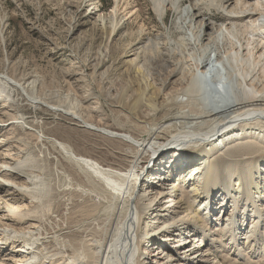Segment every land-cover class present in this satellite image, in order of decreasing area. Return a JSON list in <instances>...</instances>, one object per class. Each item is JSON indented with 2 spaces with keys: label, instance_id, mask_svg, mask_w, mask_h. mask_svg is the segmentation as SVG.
I'll return each instance as SVG.
<instances>
[{
  "label": "bare ground",
  "instance_id": "6f19581e",
  "mask_svg": "<svg viewBox=\"0 0 264 264\" xmlns=\"http://www.w3.org/2000/svg\"><path fill=\"white\" fill-rule=\"evenodd\" d=\"M126 1L127 0H114V6L111 11L113 16L108 18L109 20L107 22L110 27L107 29L104 25V30H102V33L105 36L104 48H109L111 40H113V37L116 36L121 29L120 23L124 17H120V15L127 12ZM153 1L155 2L154 11L157 16L161 18L165 6L161 4V0H158L159 2H156L155 0ZM224 1L225 0H220L219 5L217 2V5L215 6L217 15L224 18V23L215 24L214 22L209 21L208 18L204 17L197 11V8L193 4V6L191 5L185 10V13L188 15L187 17H189V21H192L194 24L191 32L195 27L197 29L196 39L200 45L199 48L201 51L206 52L207 49H212L219 39L223 38L225 40L226 45L224 50L226 51L222 52L225 55V58H230V63H228L229 61L225 62H227L226 65H231L232 71L230 72L229 68V72H227L226 78L223 80L219 68H223L224 71L225 68L223 67V57H218L222 55L220 51L217 53L218 56L215 57L216 62L210 60L211 57L208 56L209 54L207 55V58L205 55V61H203V52L199 58H195V60L199 59V61H196L195 63L191 62V66L193 67L192 71H194V69L195 71L200 70L197 75L198 77L202 76L204 78L202 81H212L209 82L208 87L205 88L202 87L201 82L195 79V73L193 72L190 74V79L184 81L182 76L183 69L179 70L177 68L175 60H169L168 56L166 57L168 59L164 58L166 55L164 57L161 56L159 61L154 59V61L147 67L148 73L144 72V66L140 67L139 65H136L135 67H132V73H128L127 77L124 79L125 86L127 88L130 86L131 88V94L128 96L127 94L129 93L127 92L126 95L128 97L126 96V98L128 104H126L127 102L123 99L124 101L122 100L121 103L122 107L126 104L127 112L133 113L138 121L151 120L150 122L153 123L150 127L148 126V129L144 127V130H142L143 132L141 133L142 136H137L138 133L136 135L127 134L122 132L124 130L121 129L120 132V130L117 131L116 129V131H110L105 129V127L102 128L105 130V132L102 131L107 137H110L111 139L116 138L122 141L124 145L128 144L127 148L130 150V153H120L117 165H98L82 158L83 156L80 157L79 153L75 154V149L73 151L69 145L63 142H59L56 139L51 140V138L45 137L39 133L35 136L37 140L41 139L50 143V146L58 150L63 157L65 156L71 165H75L76 168L81 171V174L83 173V175H87L89 177V182L92 185L100 187L101 190L98 191L99 195L97 194L95 197L98 198L99 201H106L107 199L105 196H108L110 201L108 202L109 209L107 208V210L109 212V210L112 209L114 214L116 212L117 220L115 221L109 236L111 240L105 245V243H100L98 239L96 240L99 241V244L96 240V242H94L92 239V242H94L92 245L95 248L91 250L94 251L91 254H87L83 249H76L77 251L74 252L75 254L68 258V262L66 261L67 264H82L86 261H92L93 264H185L187 261H191V264H204L207 262V259H204L205 256L202 252L204 246H206L204 236H206V233H209L208 235H215L218 230L221 235L218 234L220 239L222 237L227 238L226 240L228 242L225 243V245L228 249H233V254L238 253V255L240 254V257H243L244 254L245 256H248L249 254L255 256L258 254L259 257L260 253H262V251L259 252L257 249H254L252 245L264 247V225H260L264 223V154L261 155V153H259V151L264 153V88H256V85L254 84L255 80L253 77V80L249 79V74L258 69L260 74L262 73L264 75V0H233L235 3L230 4H228V1ZM246 1H248V3ZM96 10L97 9H95V11ZM131 11L132 10H128L124 16L129 15ZM180 12L182 13V11ZM180 12L179 15L181 16ZM99 18L106 24L104 18H101L100 16ZM0 23V27L2 26L0 29V41L3 40L2 42L4 43L6 21L1 18ZM78 25L79 23L72 25V30L76 31ZM122 25H124V23H122ZM183 41L185 40L180 38L171 43L177 46L179 43L180 45H183ZM146 48L147 46L144 49L146 50ZM156 49L154 47L153 51ZM177 49L179 50L180 48ZM158 50L157 52H159ZM142 53H145V51ZM136 55L138 56V54ZM145 55L148 54L146 53ZM170 55L171 54H169V56ZM194 55L193 57H195ZM148 57L152 58V54ZM200 59L203 62H201ZM180 60H182V58ZM188 60H190V57ZM185 62H183L182 65L185 64ZM9 66L10 63L8 62L5 66L6 69L0 71V100L4 103V106H8L6 105V98L14 101V92L18 91L20 92L18 96L38 107L46 108L53 113H60L69 116L73 121L77 122V124H83L87 129H92L94 127H92L90 122L88 123V121L83 118L82 114L77 113L74 107L63 106L62 103L51 105L48 99L40 94V89L43 84L36 76L31 80L30 78L15 79L9 75ZM234 73L238 74L237 76L240 77L238 81V89L235 87L239 92L235 96H233L235 92L232 96L228 95V97L226 95L230 103L224 104V99L222 98L223 96L225 97L224 94H226L224 82L227 81L228 83ZM191 87H193V94L202 97L200 101H209L213 106L217 104L214 113L209 116L210 121L213 122L212 124H216V127L213 126L215 129L213 128V130H209L207 135H204V137L202 136V140L198 143H182L174 140V142L177 143H171L173 144V148H170L169 146L171 144H168V141L166 143L160 142L161 134L164 132L172 134L183 130H179V123H172L174 119L165 118L167 114L165 113L164 108L168 102L176 103L180 96L183 98V95L187 97L191 94ZM127 88L125 90H127ZM223 89V92H225L224 94L222 93L223 95L217 93L219 90L222 91ZM233 90L235 89H232L231 91ZM12 96L13 98H11ZM185 101L182 102L185 103ZM142 103H144V105H142ZM141 106L145 107L144 111L141 110ZM168 108L170 107H167V110H169ZM182 108L180 103V109ZM12 119L16 124L18 123L16 126L19 129L17 130L19 131L17 132L18 134H20V131L22 132L25 128L24 126L28 125L25 122L26 118L24 119L23 115L13 116ZM180 120L187 119L183 118ZM189 120H191V122L196 120L199 121L200 117ZM73 121L71 123H74ZM197 121L196 124L199 123ZM3 122L5 121L3 120ZM25 123L27 125H25ZM3 125L5 124L3 123ZM105 125L107 124L105 123ZM168 127H170V129L166 130ZM0 128L3 129L4 127L0 125ZM97 129L98 128H93L92 130L100 131V129ZM26 130H28V128ZM199 135L200 132H194L191 130L188 132L184 131V138L188 141L196 140L195 138ZM12 138L6 136L2 141L0 139V146L5 145V141L8 140L6 145L7 147H10L12 145V140L14 139ZM19 140L21 139L19 138ZM26 144L27 143H24V146H26ZM24 146L21 147L24 148ZM17 147L18 146H16V148ZM6 151L7 152L4 153H7L8 155L4 156L7 158L5 159L3 157L5 160L0 161L2 186H9L14 192L28 196L29 199H31V202H34L37 206L32 208L33 203L31 204L30 202V205H28L27 201L26 207H23L21 204L20 207L18 205L20 202H17L16 198L13 200V207L11 204H7L10 211H12L13 220L10 218L7 221L10 222L9 224L7 223L8 225L2 224L0 236L2 233L6 237V241L13 238H24L23 246L16 248L14 254H16L17 257L19 256L21 260L24 258L21 262L18 261L20 262L18 264H30L37 259V255L39 254L36 255L33 252L35 255L30 253L32 256L25 258V253L31 250L34 245L37 246V241L40 243L43 241L39 240V237H34L36 235L33 233L36 232L35 228L37 229V227L33 225V217H42L40 212H43L41 210L39 211L40 208L38 207L40 206L38 205L43 202L41 199L49 195V184L44 175L39 171L40 169L38 167L40 173H36V166H34L35 162L32 160L30 161L28 156L25 157L26 159L24 158V160L23 158L22 160L17 159V162H15L12 159L15 155L9 156L12 153L8 151V149ZM241 153H243V155L246 154L247 157L241 158L243 156ZM255 153L258 156L254 155ZM239 155H241V157ZM238 156L240 159L235 160ZM36 159H38V157ZM196 161L199 162L196 163ZM78 174L80 173H77V175ZM159 175L163 176V180L155 182L156 179H162L161 177L158 178ZM212 180H214V182H212ZM83 181L80 182L82 186L85 184ZM184 186L190 188H185ZM85 187L87 186L85 185ZM76 192L74 191L72 193ZM191 196H195V198H191ZM87 198H89V196ZM1 199L2 198H0V200ZM191 199L192 201H190ZM228 199L230 201H227ZM191 202H194L193 204H199L201 209H199V207H191ZM230 202L232 203L231 205H229ZM232 205L233 208H230ZM114 214H112V216ZM220 217L223 218L224 225L223 223L222 225L219 224L218 220ZM43 218L44 217H42V219ZM192 220L196 221L195 224ZM200 221L204 223L202 224ZM18 223H22V225L17 229L15 227ZM226 223L230 224V226H225ZM214 224L216 228L213 230ZM247 224H249L247 231L241 228V226L246 228ZM210 225L211 227H209ZM31 229H34L35 232H32ZM243 232H246V234ZM53 236L55 237L56 235ZM56 237L55 239H57ZM106 237H108V235ZM214 237H212V239ZM99 238L103 239V237ZM163 238L165 239L161 241ZM216 238H218V236ZM162 242L172 244L170 247H167L164 246V244L162 245ZM193 242L194 244L190 245ZM141 243L145 248L142 249L140 253L139 247H141ZM64 244L62 247H64ZM245 245L247 246L246 249ZM243 246L245 250L241 251ZM62 249L59 248V250ZM64 250L65 249H63V251ZM241 253H244L243 256H241ZM66 254L70 255L68 252ZM177 255L178 258H176ZM208 261L210 264V260Z\"/></svg>",
  "mask_w": 264,
  "mask_h": 264
},
{
  "label": "rangeland",
  "instance_id": "374dc122",
  "mask_svg": "<svg viewBox=\"0 0 264 264\" xmlns=\"http://www.w3.org/2000/svg\"><path fill=\"white\" fill-rule=\"evenodd\" d=\"M155 1L159 2L158 0ZM219 1L220 0H161V4L165 6V10L160 18L154 11L155 2L153 0H127L126 9L127 12L128 10H132L130 12L131 15L129 14L124 16L127 12H121L122 14H119L120 17H124L120 23L121 29L119 30V33L113 37V40H111L110 46L107 49L104 48L105 36L102 33V30H104V25L107 29H109L110 27L107 22L109 20L108 18H111L113 16L111 11L114 6V0H0V19L2 18L4 21H6V29L4 32L5 41L4 43L2 42L3 40L0 41V71H4L6 69V64H8L9 62L10 66L8 72L9 75H11L13 78H30L31 80L36 76L37 79L43 84L42 88L40 89V94L45 96L51 105L62 103L63 106H72L74 107V109H76L77 113L82 114L83 118L87 120L88 123L90 122L92 127L94 126V129H100V131H93V128L87 129L83 124H77V122L73 121L69 116H65L60 113H53L46 108L38 107L37 105H34L24 98L18 96L20 93L18 91L14 92V98L13 96L11 97L14 99V101H11V98V100H8V98H6V105L8 106H4V103L0 100V121L2 122H0V125L4 127L3 129H1L2 127L0 128V139L2 141V139L6 138V136H9V138H12L13 136L14 138H12L13 140L12 145L10 146L11 148L9 146L7 147L6 145L8 140L5 141L6 146H0V161H4L7 158L5 156H7L8 154L4 153L7 152V149L12 153L9 156L15 155L12 158L15 162H17V159L22 160L23 158L24 160V158L28 156L30 161L32 160L35 162V164H33L34 166H36V173L41 172V174L44 175V177L47 179L50 189L48 193L49 195L41 199V201L43 202L38 205L40 206L38 207L40 208L39 211L41 210L43 213L45 212L46 215L45 213L43 214L40 212V215L44 217L43 219L42 217L38 218V216L37 218L33 217V225H35L37 229L35 228L36 232L34 229H31V231L36 233H33L34 235H36L34 237H39L38 239L41 241L43 240L42 242L44 243L41 242V244L39 241H37L36 245H38H34L31 250L25 253V258H29L32 255L39 254L37 255V259L34 260L35 262H31L32 264H67L68 258L71 255L75 254L74 252L80 249H83V251L87 252V254H91L94 251L91 249L95 248L92 245L94 244V242L97 241L98 243L100 241V243H105L106 245L108 241L111 240V238L109 237L111 234V229L114 226L115 221L117 220L116 212L114 214L112 209L109 210V212L107 210V208L109 207L108 202L110 201L108 199L109 197L105 196L107 199H105L106 201H99V199L95 197L97 196V194L99 193L98 191H100L101 188L92 185L89 182V177L85 174L83 175V173L81 174V171L78 170L75 165H71L70 162H68V160L65 158V156L63 157V155H61L58 150L50 146V143L41 139L37 140L35 137L36 135H38L37 133L51 138V140L56 139L59 142H63L69 145L73 151L75 149V154L79 153L80 157L83 156L82 158H85L93 163H96L98 165L104 164V166H107L108 164L117 165V160H119L120 153H130V150L127 148L128 144L124 145L122 141L116 138L111 139L110 137H107L104 134L105 130L102 128L105 127V129L110 131H119L121 129L124 130L122 131L124 133L135 135L138 133L140 135L137 134V136H142L141 133L143 132L142 130H144V127L148 129L153 123L150 122L151 120L138 121L133 113L127 112L128 110L126 109V104H128V100L126 96H129L131 94V88L130 86L128 88L125 86L124 79L127 77L128 73H132L131 68L135 67L136 65H139L140 67L144 66V72L148 73V65L151 64L154 59L156 61H159V58L161 56L164 57L166 55L164 58L168 56L169 60H175V65L177 66V68L179 70L183 69L182 76L184 78V81H188L190 79V74H192L193 72L195 73V79L201 82L202 87H208L209 82L212 81H202L204 80V78L202 76L198 77L197 75L200 70L195 71L194 69V71H192V63L199 61V59L195 60V58H199L202 55L201 53L203 51L200 50V45L198 44L196 39V27L191 32L194 24L192 21H189V17H187L188 15H186L185 10L193 4L197 8V11L200 12L204 17L208 18L209 21H212L215 24L224 23V18L217 15L215 8L217 2L219 5ZM226 1L229 2L228 4L235 3L233 0H225L224 2ZM212 2H215L216 4ZM246 2L248 3V1ZM95 9L97 10L95 11ZM180 11H182V13ZM179 12L181 13V16L179 15ZM99 16L101 18H104L106 24L100 20ZM76 23H79V25L77 27V30L73 31L72 25ZM122 23H124V25H122ZM1 28L2 26L0 27V29ZM180 38H183V40H185L183 41V45H180L179 43V45L175 46V44L173 45L171 43L172 41H177ZM225 45V40L223 38L219 39V41L216 42V45L212 47V49H207V51H209H204V56L202 55L203 61H205V55L207 58V55L209 54L208 56L211 57L210 60L214 62L215 57L218 56L217 53L219 51L222 53L223 56L221 55L218 57H223L222 61H224L223 67L225 68V71L223 68H219L223 80L224 78H226L227 72L232 71L231 65H226L228 61V63H230V58H225V55L223 54V52L226 51L224 50ZM146 46L149 49V52L147 48V52L144 49ZM154 47L155 49L157 47L155 51H153ZM176 47L180 49L178 50ZM157 50L159 52H157ZM143 51H145V53H142ZM146 53L148 55H145ZM150 53L152 54L153 59L148 57L151 56ZM136 54H138V56ZM169 54L171 55L169 56ZM193 55L195 57H193ZM189 57L190 60H188ZM142 58L144 59V62ZM181 58L182 60H180ZM200 61L203 62L201 59ZM183 62H185V64L182 65ZM237 75L238 74L236 73L232 75V77L228 81L229 84L227 83V81L224 82L226 94H224L225 92H223L224 89L222 91L219 90L220 93L217 92L218 94L223 93L225 95V97H222L224 99V104L230 103L227 99L228 95L232 96L235 92L233 95L235 96L239 92V90L237 89L239 87L238 81L240 77ZM262 75L263 74H260L258 69L249 74V79L253 80L254 78V80L256 81H254L256 88H264V75ZM126 88L127 90H125ZM191 88V94H189L187 97L183 95V98H181V96L178 98L179 102L181 103V108L183 107L182 109H180V103L178 102V100L176 103L168 102L166 104V107H163L165 113L167 114L165 118L174 119L172 123H179V130L183 131L176 133L171 132L172 134L164 132L163 134H161V143H166L167 141L168 144L177 143L174 142V140L182 143H198L200 142V140H202V136L204 137V135H207L209 130H213V128L216 127V124H212L213 122L210 121L209 116L214 113V109L215 107H217V104L213 106L209 103V101H200L202 97H198L196 94H193V87ZM230 89L235 90L231 91ZM127 92L129 94H127ZM196 96L199 98V100ZM123 99L127 103L122 107L121 103ZM182 101H185V103H183ZM144 103H142V105H144ZM143 107L144 106H141L142 111L145 110V107ZM167 107H170L168 108L169 110H167ZM173 112L175 113V115ZM129 114L131 117L129 116ZM18 115H23L24 119L26 118L25 122L28 124L27 125L25 123V125L27 126H24L26 129L28 128V130L24 128L23 130L25 131H20V134L17 133L19 132L17 131L19 129L16 127L18 123L16 124L12 119L13 116ZM198 117H200L199 121L196 120L197 122H199L198 124H196V121L191 122V120H189L196 119ZM183 118H186L187 120H180ZM3 120L5 122H3ZM72 121L74 123H71ZM92 121L96 123L94 124ZM143 121L146 123H144ZM3 123L5 125H3ZM105 123L107 125H105ZM168 129H170V127L166 128V130ZM190 130L194 132H200V135L197 136V138H195L196 140L194 141H188L184 138V131L188 132ZM18 137L22 140V142ZM24 143H27L26 146H24ZM16 146L18 147L16 148ZM21 146H24V148H22ZM169 147L173 148V144H171ZM256 153L254 155H257ZM259 153H261V155L264 154L261 151H259ZM241 154L243 155V153ZM239 156L241 157V155ZM239 156L235 160L240 159ZM37 157L38 159H36ZM243 157L245 158L247 157V155L245 154L241 158ZM64 158L66 161L64 160ZM198 162L199 161H196V163ZM37 167L40 169V172L38 171ZM77 173L80 174L77 175ZM160 177L162 179H156L155 182L163 180V176L159 175L158 178ZM1 180L2 179L0 176V184L2 183ZM82 181L85 183L83 184V186L80 183ZM212 182H214V180H212ZM85 185L87 187H85ZM184 187L190 188L187 186ZM73 190L77 192L72 193L74 192ZM84 193L87 194L85 195ZM88 196L89 198H87ZM27 197L28 196L26 195H21L14 192L9 188V186L4 187L2 186V184L0 185V198H2L0 200V222H2L0 223V232L2 224H9L10 222L7 221L10 218L13 220L12 211H10V208L7 204H11L12 206L13 200H15L16 198V201L20 202L18 204L20 207L21 205H23V207H26L27 201L28 205H30L31 202V199ZM191 198H195V196H191ZM190 201H192V199ZM227 201L230 200L228 199ZM193 203L191 202V207H199V209H201L199 204ZM31 204L32 208L37 206V204L35 205L34 202H31ZM231 204L232 203L230 202L229 205ZM230 208H233V205ZM112 214L114 215L112 216ZM109 218L111 219V221ZM222 219L223 218L220 217L218 220L220 225H222V223L224 222V220ZM192 221L195 224L196 221ZM201 223L203 224L204 222ZM21 225L22 223H18L16 224L15 228L18 229ZM260 225H264V223ZM225 226H230V224L226 223ZM40 227L44 230H42ZM209 227H211V225ZM248 227L249 224L246 225V228L241 226V228L245 229L246 231ZM215 228L216 227L214 224L213 230ZM243 233L246 234V232ZM208 234L209 233H206V236H204L205 238L203 237L206 246H204L203 251L201 250L205 256L204 259H207V262H205L204 264H209L208 260H210V264H264L263 246L252 245L254 249H257L259 252L262 251L259 257L258 254L255 256H251L250 254L248 256H245L244 253H241V256H243V254L244 256L240 257V254L238 255V253L236 252V254H233V249L230 250L226 247L225 243L228 242L226 240L227 238L222 237L220 239L219 230L215 233V235ZM53 235H56L57 237H55L57 239H55ZM105 235H108V237H106ZM3 236L4 235L1 233L0 264L20 263L24 258H22L21 260L19 256L17 257L16 254H14V250H16V248H19V246H23L24 238H13L14 240L9 239L10 241H6V237ZM214 236H218V238ZM99 237H103V239ZM212 237L214 238L212 239ZM92 239L94 240V242H92ZM96 239H98L99 241ZM164 239L165 238L161 239V241H163ZM70 241L72 242V244ZM63 242L67 245H65ZM194 242L190 245H193ZM63 244L64 247H62ZM161 244L170 247L172 243L162 242ZM68 245H71L70 248ZM140 246L141 247H139V251L141 253L142 249H144L145 246L143 247L142 243ZM246 247L247 246L245 245V249ZM59 248H63L65 250H59ZM245 249L243 246V248H241V251ZM67 252L70 255L66 254ZM30 253L33 254L31 255ZM172 255L174 256L173 253ZM176 258H178V255ZM85 263L93 264L92 261H86L82 264ZM185 264H191V261H187Z\"/></svg>",
  "mask_w": 264,
  "mask_h": 264
}]
</instances>
